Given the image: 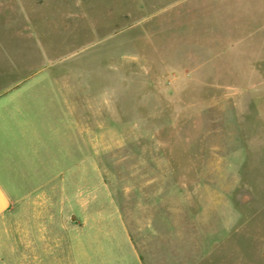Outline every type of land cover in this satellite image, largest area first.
I'll use <instances>...</instances> for the list:
<instances>
[{"label":"rangeland","instance_id":"374dc122","mask_svg":"<svg viewBox=\"0 0 264 264\" xmlns=\"http://www.w3.org/2000/svg\"><path fill=\"white\" fill-rule=\"evenodd\" d=\"M141 1L43 0L81 166L60 210L106 264H264V0Z\"/></svg>","mask_w":264,"mask_h":264},{"label":"crops","instance_id":"0c3cea01","mask_svg":"<svg viewBox=\"0 0 264 264\" xmlns=\"http://www.w3.org/2000/svg\"><path fill=\"white\" fill-rule=\"evenodd\" d=\"M43 5L0 0V264H90L92 252L106 264L117 245L109 247L105 233L102 243L100 228L76 225L72 211L60 210L63 188L75 183L66 174L81 166L75 116L60 103L57 84L43 81Z\"/></svg>","mask_w":264,"mask_h":264}]
</instances>
